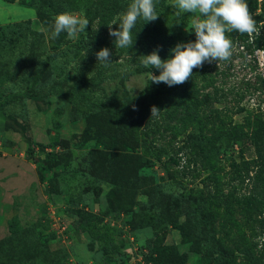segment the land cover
Returning a JSON list of instances; mask_svg holds the SVG:
<instances>
[{"label":"trees","instance_id":"obj_1","mask_svg":"<svg viewBox=\"0 0 264 264\" xmlns=\"http://www.w3.org/2000/svg\"><path fill=\"white\" fill-rule=\"evenodd\" d=\"M3 1L16 2L34 10L35 18L43 24H47V16L63 12L73 14L79 11L89 20L87 33L65 45L47 43L44 31L34 29L30 18L0 23V89L1 92L22 90L21 95L8 99V103L22 105L18 112L22 121L28 117L26 98L36 101L53 95L73 98L82 91L103 89V80L87 77L80 69L69 74L67 67L71 61L76 64L71 68L75 70L86 60L100 63L96 60V52L106 48L108 42L114 43L115 39L109 35L107 24L126 10L130 0ZM246 3L260 35H241L238 32L227 35L249 53L262 51L264 59V0H246ZM169 5L158 0L156 10L160 13L169 9ZM112 27L116 28V25ZM133 38L134 44L129 50L117 49L118 57L136 62L142 59V55L155 50L161 59H167L172 55L170 49L179 42L194 41L195 33L185 30L170 32L154 21L143 23L140 20L133 29ZM134 64L136 66L117 71V75L128 79L131 75L149 71L159 74L158 69H146L140 62ZM209 85L210 79L196 68L192 77L181 85L170 87L149 80L137 96L124 94L113 97L111 107L103 113L112 129L100 132L99 137L104 144L118 150L117 153L108 157L105 150H91L81 160V167L77 168V177L83 180V188L79 191L81 201L96 198L101 183L110 182L113 183L112 192L117 196L119 212L128 213L134 205L140 207L141 225L150 226L155 231V238L149 243L152 246L150 250L157 257L153 264L187 262L188 254H179L175 248L159 245L167 230L175 227L197 254L194 264H264V115L260 110V104L264 102V80L259 77L254 82L252 93L257 92L258 107L248 110L238 103L235 105L233 114L244 109L247 112L240 121L223 118L228 108L216 105L220 100L216 91L204 92ZM98 104H92L93 113L100 111ZM153 106L160 109L155 116H151ZM140 126L144 134L141 139L138 133ZM11 127L21 133L28 145L26 154L33 157L32 143L24 126L20 123L12 126L6 121L5 128ZM169 130L175 138L178 134L185 135L177 147L176 156L170 157V161L178 166L176 173L182 177L191 175L194 179L191 166L201 164L200 168L207 174L200 187L173 193L166 181L156 182L152 175L140 173L143 167H152L155 160L160 159V155L153 156L157 147L149 140L150 135ZM237 143L240 144L241 158L237 161L231 154L227 156L229 168L225 173L227 177L223 179L225 169L221 157H226V152ZM35 145L43 151V157L36 160L38 179L45 183L48 193L56 196L65 194L61 186L62 174L58 170L64 165L80 162L67 151L51 153L42 143ZM123 150L129 152H120ZM180 152L183 156H178ZM123 170L129 172L124 179ZM170 175L181 186L180 180ZM138 195L142 201L136 199ZM80 216V227L97 232L95 236L99 237V234L108 244L103 254L110 257L116 254L117 249L110 239L112 228L101 225L103 218L83 209ZM180 218L183 219L180 221ZM20 236L32 238L17 224L13 225L12 240H18ZM30 240L36 242L35 239ZM37 261L38 256L27 253L19 254L13 264Z\"/></svg>","mask_w":264,"mask_h":264},{"label":"rangeland","instance_id":"obj_2","mask_svg":"<svg viewBox=\"0 0 264 264\" xmlns=\"http://www.w3.org/2000/svg\"><path fill=\"white\" fill-rule=\"evenodd\" d=\"M170 4V0H164ZM27 9L16 2L7 3L0 0V23L28 18L21 11ZM30 9V8H29ZM32 10V9H30ZM34 11V10H33ZM176 9L169 7L159 13V18L154 22L158 26L170 32H182L189 28L193 19L191 14L185 13L178 22L175 19ZM73 14H81L77 11ZM55 14L47 16V24L40 20H34L31 26L45 33L47 43L69 44L75 40L68 39L66 33H62L57 39L50 38L51 22ZM118 28V25H116ZM230 38V37H229ZM231 39V38H230ZM232 57L228 61L205 62L198 68L201 74L210 79V85L204 92L218 93L220 100L217 106H226L228 112L223 118L233 121L242 120L247 113L245 109L238 114L232 111L235 105L244 106L246 109L258 107L257 92L254 90V82L258 78L264 80V59L262 51L253 53L244 48L238 41L232 40ZM109 43V42H108ZM107 43L111 53L112 63L104 66L86 60L75 69L76 64L71 61L67 69L69 74L79 69L87 76H95V80L102 81V90L96 92L82 91L73 98L62 95H53L44 100L26 98L27 119L20 118L18 113L22 105L20 103H8L13 95H21L22 90L13 92H1L0 89V264H13L15 258L21 254L38 256L39 261L26 264H153L156 253L149 246L155 238V231L150 226H142L139 209L134 205L128 213L118 211L117 196L112 192L113 183H101V189L96 198L82 200L79 191L83 188L82 177H77V168H80L81 160L91 150H105L108 157L117 153L112 146L104 144L99 133L105 129L110 131L112 126L107 124L105 115L110 100L127 94L129 97L137 96L143 90L149 79V72L131 75L128 79H121L117 71L127 69L130 65L136 66V62L118 57L114 43ZM108 76H113L108 78ZM104 78V79H103ZM259 84V83H258ZM262 95H260L261 97ZM96 102L100 108L95 112L92 104ZM105 102V103H101ZM106 104V105H104ZM215 105V104H214ZM92 106V107H91ZM260 110L264 115V102L260 104ZM7 118V119H6ZM6 121L12 126L20 123L25 128L26 136L31 140L34 156L26 154L27 142L21 133L14 127L5 128ZM17 122V123H16ZM140 139L144 136L143 127L138 131ZM185 135L178 134L173 137L172 131H161L158 135H150L149 140L157 147L153 156L160 155L152 167H143L141 174L152 175L156 182L166 181L173 193L186 192L189 188L200 187L207 172L200 168L201 164L191 166L195 174L182 177L177 174V165L170 161L171 156H176L177 147L184 140ZM35 143H42L47 152L65 153L77 159L76 164L64 165L58 171L61 172V186L65 194L52 195L46 191L45 183L38 179V158L43 157V151ZM34 144V145H33ZM131 150V149H129ZM129 150L120 151L128 153ZM222 156L221 163L225 171L222 177L225 179L228 171V155L240 160V144L226 152ZM178 156H183L182 152ZM184 158V157H183ZM183 162V161H182ZM169 170V173L166 171ZM112 173L113 171L110 170ZM173 174L181 182V186L171 179ZM123 179L129 176V172L123 170ZM137 200H141L138 195ZM99 214L103 218L102 224L112 228L110 230L111 243L117 249L116 254L105 256L103 249L108 244L95 236V231L84 230L81 226L82 217L80 211ZM183 218H180V221ZM21 227L32 238L12 240L13 225ZM30 239H35L32 242ZM160 246L168 249L175 248L179 254H188L185 264H194L197 255L190 248V243L185 241L178 227L168 229ZM153 248H156L153 244ZM178 264V263H174Z\"/></svg>","mask_w":264,"mask_h":264},{"label":"clouds","instance_id":"obj_3","mask_svg":"<svg viewBox=\"0 0 264 264\" xmlns=\"http://www.w3.org/2000/svg\"><path fill=\"white\" fill-rule=\"evenodd\" d=\"M157 2L130 0L126 10L107 24L109 35L115 38L116 49L129 50L133 46V29L137 21L147 23L159 18ZM169 6L176 9L175 19L178 22L185 13L193 16L190 27L185 31H194L195 40L177 43L170 49L172 55L167 59H161L155 50L142 55V67L159 70L158 75L149 71V80L156 84L164 83L170 87L181 85L192 77L194 69L202 67L205 62L230 60L232 41L228 33L260 35L246 0H170ZM112 25H118V28ZM88 26L89 20L83 13H59L51 22L50 38L55 40L66 33L68 39L77 40L87 33ZM95 55L96 60L104 66L112 63V53L108 48H101ZM159 110L153 106L151 116L157 115Z\"/></svg>","mask_w":264,"mask_h":264},{"label":"crops","instance_id":"obj_4","mask_svg":"<svg viewBox=\"0 0 264 264\" xmlns=\"http://www.w3.org/2000/svg\"><path fill=\"white\" fill-rule=\"evenodd\" d=\"M22 13L27 14L28 18H30L32 20V23H34L35 18V13L33 10H30L29 8L21 11ZM37 20V19H36Z\"/></svg>","mask_w":264,"mask_h":264}]
</instances>
